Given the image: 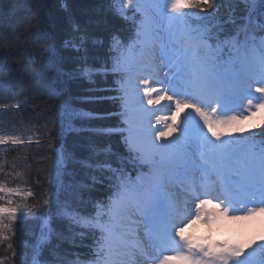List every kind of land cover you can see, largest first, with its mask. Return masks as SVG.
Masks as SVG:
<instances>
[{"label":"trees","instance_id":"obj_1","mask_svg":"<svg viewBox=\"0 0 264 264\" xmlns=\"http://www.w3.org/2000/svg\"><path fill=\"white\" fill-rule=\"evenodd\" d=\"M209 2L187 10L215 47L216 37L233 32L231 21L244 23L247 6ZM110 3L0 0V183L18 190L11 206H20L0 240V264H90L99 233L76 218L108 202L115 175L132 180L145 171L125 143L121 74L113 65L116 46L135 38L140 15L130 10L125 19ZM254 19L264 21L259 2ZM246 136L264 142V123Z\"/></svg>","mask_w":264,"mask_h":264},{"label":"snow or ice","instance_id":"obj_2","mask_svg":"<svg viewBox=\"0 0 264 264\" xmlns=\"http://www.w3.org/2000/svg\"><path fill=\"white\" fill-rule=\"evenodd\" d=\"M257 2L264 6V0H244L247 6L244 23L231 21L233 32L222 39L216 37L213 47L208 43L209 37L203 34L208 30H193L187 23L189 13L185 11L191 8L203 11L206 6L211 7L209 0H111L110 8L117 15L127 19L128 12L135 10L141 17L136 25V40L127 48L116 46L113 65L125 77L121 84L125 115L129 117L125 142L149 166V172L135 181L123 173L115 175L108 202L98 204L94 215L76 218L82 226L99 233L95 258L90 264H131V258L137 254L152 259V264H169L170 259L182 264H264V259H254L257 253L264 256V243L256 244L250 252L245 247L251 244L217 245L216 250L192 245L179 227L185 213L178 201L165 192L166 186L173 183L195 186L198 181L206 190L218 187L222 199L214 198L219 199L218 207L223 205L224 215H229L230 209L235 210V204L247 208L243 215H231V219L246 220L264 214V143L257 149L254 136L224 140L214 130L236 121L235 116L224 119L219 116L244 99L247 108L264 110V21L254 19ZM154 49H158L161 64L168 69L167 88L155 99L151 93L156 89L149 86L150 79L155 82L158 75L151 63ZM56 70L53 66L52 71ZM252 83L262 85L255 89L259 97L251 92ZM139 85L145 86L143 98L139 95ZM143 99L149 105L165 99L171 101L176 110L173 119L183 109L190 108L200 117L203 127L190 112L183 117L181 136L162 140L176 126L169 124L167 131L145 128L139 114L149 110L143 108ZM4 142L5 137L0 136V143ZM190 147L198 152V163L192 160ZM193 169L200 175H195ZM54 179L51 177V182ZM13 192L18 190L0 183V193ZM249 203L253 206L248 207ZM50 204L51 201L44 200L45 209ZM11 205V200L7 206L0 204V240L8 239L5 233L12 231L11 222L18 219L20 206ZM134 215L145 229L147 249L156 250V256L146 250L144 243L135 240ZM46 238L47 233L42 231L41 241ZM260 239L264 241V236ZM167 250H172L175 256L160 258L159 254Z\"/></svg>","mask_w":264,"mask_h":264},{"label":"rangeland","instance_id":"obj_3","mask_svg":"<svg viewBox=\"0 0 264 264\" xmlns=\"http://www.w3.org/2000/svg\"><path fill=\"white\" fill-rule=\"evenodd\" d=\"M134 13H138L135 12V10H131ZM140 15V13H138ZM133 43V42H132ZM131 43V44H132ZM130 45V44H129ZM128 46V45H127ZM123 47V48H127ZM141 49L138 47L136 49L137 54H140ZM154 55L151 59V63L153 65L156 66V70L158 72V75L155 76V80L159 81L160 83L164 84V83H168V77H167V72L168 69L163 67L161 64V60L159 58V54H158V49H154L153 50ZM119 72V71H117ZM121 74V80H119V91L121 92L122 96H124V93L121 89V84L124 80V75L119 72ZM148 75V73H145V75ZM141 85H139L140 88ZM262 86L259 83H252L251 85V92L253 94V96L255 97H259L260 93H257L255 91V89L257 87ZM165 90V87H163ZM171 94V93H170ZM247 99H244L242 102H238L237 104L231 105L230 106V110L226 111L224 115L219 116L220 119H224L227 117H232L235 116L237 117L236 121L230 125H226L220 128H216L214 129L216 132H218L221 135V138L224 140H231L233 137H237V136H244V134H246L247 132L252 133L253 130H255L256 128H259L260 125H263L264 123V110H257L255 107H251V108H247ZM255 103V101H254ZM174 105V104H173ZM175 108V106H174ZM123 113H125V107H124V100H123ZM220 111V109L218 108V112ZM192 114V116L195 118L196 121H199L201 124V127H203V122L200 120V117L196 115V113L194 111H192V109L190 108H185V110L180 114L181 116H176L175 119H173V114L171 116V121L173 120L174 122L177 123V128H178V132H171V134L167 137V138H161L162 140H171L173 139V137H180L181 136V128L183 127V117L188 115V113ZM170 116V115H169ZM128 116L125 115L124 118V129L122 131L125 130L126 132V137H128L129 132V124L127 123L128 120ZM204 132L206 134L209 135L210 138L214 139V137H211V133H208L207 128L203 129ZM164 131H167L166 129H164ZM125 137V140H126ZM127 145V144H126ZM127 147L129 148V146L127 145ZM189 154L192 158V160L194 162H199V155L198 152L194 149V148H189ZM133 153H135L134 151H131ZM136 157H137V153H135ZM138 158V157H137ZM145 164V163H144ZM146 166H148L146 164ZM166 186L165 188V192L167 194V190L169 189ZM4 194V198L2 199L5 203V205H7L8 200H11L12 196L15 194V192L11 193V194H7V193H3ZM171 196V195H170ZM178 201V200H177ZM248 207H252L251 204H248ZM247 211V210H246ZM210 213V212H209ZM209 213H205L204 215L209 216ZM205 218V217H204ZM196 218H194L193 220H195ZM132 220L135 222L133 224V230L135 233V240L138 242H142V243H146V238H145V229L143 227V224L140 223L139 221V217L138 216H133ZM209 223L213 226V222L210 220V218H207L204 220V223ZM216 224V223H215ZM219 225V229L221 234L219 235V238L217 239V241L225 246H233V245H240V246H244L247 244H251V247H245V251L246 252H250L252 250V248L256 247V244L258 243H264V241H261L260 237L264 236V214H256L255 216H253L250 219H246V220H233L231 219V216H226L224 214H222V216H219L218 219V224ZM209 233L211 235H209ZM209 233H199V234H193V232H183L182 236L190 241V243L196 244L198 246H205L208 247L209 250H216V244L215 239L213 236H218L216 235V229H214L213 227L210 228ZM146 247V246H145ZM257 258L255 256V260L257 261L258 258H260L262 255L260 253H257ZM163 256H166L165 254H162L160 256V258H163ZM131 264H152L151 262L146 261L145 257L140 256L139 254H137L136 256L131 258ZM169 264H182V262H178V260L176 259L175 262H173L171 259L169 261Z\"/></svg>","mask_w":264,"mask_h":264},{"label":"bare ground","instance_id":"obj_4","mask_svg":"<svg viewBox=\"0 0 264 264\" xmlns=\"http://www.w3.org/2000/svg\"><path fill=\"white\" fill-rule=\"evenodd\" d=\"M151 88L156 89V91L151 93V96L153 99H155L158 95H160L161 93H164L165 90L161 87V84L157 81L153 82L150 79V85ZM145 86L141 85L140 86V92L139 95L141 98H143L144 93H143V88ZM173 103L171 101L168 100H161L158 104L154 103L152 105H149L147 103L146 99H143V108L149 110L147 113H140V119L143 123V126L145 128L147 127H152L154 129H159L164 131V129H167V126L169 125L170 122V117H168L169 115L173 114ZM185 109H183L180 113H182ZM179 113V116H181ZM211 190V188L204 190V192L208 195H211V193H209ZM203 192V194H204ZM223 208V206H220L218 209V212L221 213V209ZM218 219H219V215L218 217L214 218L213 221V226L209 223H204V224H199L197 221L195 222H185V228L189 231V232H196V233H209L210 228L213 227L214 229H216V235H220V229H219V225L218 224ZM216 223V224H215Z\"/></svg>","mask_w":264,"mask_h":264}]
</instances>
